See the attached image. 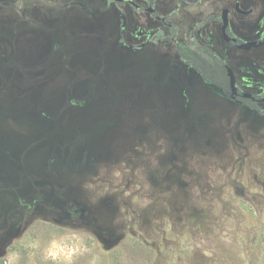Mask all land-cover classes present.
<instances>
[{
    "label": "rangeland",
    "instance_id": "rangeland-1",
    "mask_svg": "<svg viewBox=\"0 0 264 264\" xmlns=\"http://www.w3.org/2000/svg\"><path fill=\"white\" fill-rule=\"evenodd\" d=\"M19 1L0 0L3 264H264V134L245 152L226 102L183 111L153 62L60 59Z\"/></svg>",
    "mask_w": 264,
    "mask_h": 264
},
{
    "label": "flooded vegetation",
    "instance_id": "flooded-vegetation-1",
    "mask_svg": "<svg viewBox=\"0 0 264 264\" xmlns=\"http://www.w3.org/2000/svg\"><path fill=\"white\" fill-rule=\"evenodd\" d=\"M22 5L32 18L39 12L41 29L39 20L52 21L60 59L153 62L162 90L182 100L183 111L192 110V95L202 91L226 102L232 123L245 129L237 134L245 152L251 131L264 134V0H20L13 6ZM8 228L12 233L16 226Z\"/></svg>",
    "mask_w": 264,
    "mask_h": 264
},
{
    "label": "trees",
    "instance_id": "trees-1",
    "mask_svg": "<svg viewBox=\"0 0 264 264\" xmlns=\"http://www.w3.org/2000/svg\"><path fill=\"white\" fill-rule=\"evenodd\" d=\"M77 150V148L75 147V151ZM83 151H84V149H82V151L80 152V155H81V157H76V156H73V157H71V159H73V163H74V159L76 160V161H78V165L77 166H82V163H81V161L79 160V159H81V160H83L84 159V154H83ZM85 152V151H84ZM73 154V153H72ZM79 154V153H78ZM83 167H86L85 165H83ZM74 170H76V172L77 173H80V174H83L85 171H83V169H82V167H77V169H74ZM0 264H3V262H2V260L0 259Z\"/></svg>",
    "mask_w": 264,
    "mask_h": 264
}]
</instances>
